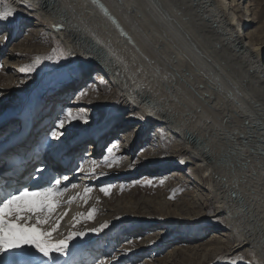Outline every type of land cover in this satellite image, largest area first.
Masks as SVG:
<instances>
[{
    "label": "bare ground",
    "instance_id": "6f19581e",
    "mask_svg": "<svg viewBox=\"0 0 264 264\" xmlns=\"http://www.w3.org/2000/svg\"><path fill=\"white\" fill-rule=\"evenodd\" d=\"M102 1L131 40L93 0H14L33 8L41 24L49 25L65 44L69 52L65 64H80L83 74L92 67L106 70L114 88L121 92L120 100L125 107H132L131 116L118 125L122 110L109 103L105 115L113 116L102 127L76 138L68 148L63 146L55 154H48V161H42L44 155L34 151L33 130L37 122L24 118L18 137L24 136V140L0 149V188L10 190L11 186L25 182L30 189L44 187L56 178L52 172L58 177L73 173L72 183L101 181L93 176L94 153L89 159L90 168L73 170L82 160L83 146L91 142L96 154L105 139L102 132L108 137L116 132V125L125 135L120 141L126 145L121 151L126 154L130 152L126 147L137 133L126 128L129 123H140L138 120L143 117L148 119V128L161 124L162 129L178 135L179 144L185 147L181 151L185 154L183 160H175L178 154L173 149L168 157L174 161H156L154 170H170L180 178L186 164L194 165L193 175L204 171V175L195 177L198 183H205L206 177L215 187L216 213L226 216V224L232 228L227 234L231 241L216 246L221 237L215 232L208 247L217 248V254L224 249L247 250L264 264V46L254 43L252 32L242 31L240 16L231 7L235 0ZM9 24H0V32H5ZM4 40L0 37V54ZM111 98L114 96L108 95L102 102ZM68 105L73 107L74 102ZM32 109L24 113L29 114ZM147 133L148 129L144 134ZM26 141L28 146L23 145ZM35 152L38 156L34 158ZM35 164L44 171L34 173ZM78 172L84 176L78 177ZM73 197L74 194H64L62 201ZM67 212L66 206L61 207L59 213L51 215L48 224L42 225L44 229L56 228L51 236L53 241L64 239L73 224L79 222L76 215L69 223L62 216ZM104 233L109 236L112 231ZM92 242L70 241L64 255L53 253L49 261L74 264L76 259L78 264H89L98 253L87 250ZM23 252L24 255H0V264H50L34 248L25 246Z\"/></svg>",
    "mask_w": 264,
    "mask_h": 264
},
{
    "label": "rangeland",
    "instance_id": "374dc122",
    "mask_svg": "<svg viewBox=\"0 0 264 264\" xmlns=\"http://www.w3.org/2000/svg\"><path fill=\"white\" fill-rule=\"evenodd\" d=\"M10 4H15L12 7L16 9L15 18L5 26V32H0V37L5 39L4 50L0 54V149L18 130L23 118L37 122L39 128L34 127L33 130L35 137L43 131L34 140V151L41 154L35 147L39 145L41 152L53 154L63 146L68 148V144L74 143L81 135L95 133L102 127L108 117L113 116L105 115L109 103L122 110L118 125L131 116L132 107H125L120 100L121 92L114 88L106 70L92 67L84 74L82 71L69 72V69L79 70L82 66L65 64L69 60L68 48L53 34L51 27L41 24L33 8L24 2L17 4L14 0H0V9ZM231 7L240 16L238 20L244 34L252 32L254 43L264 46V0H235ZM46 56H52V60H45L30 74L20 71L22 67L33 65L36 57L43 59ZM60 56L67 58L56 63ZM108 95L114 96L112 102H102ZM57 97L58 109L46 107ZM71 102H74L73 107L68 105ZM29 109H32L31 113L25 114ZM69 109L81 119L71 123L66 121L64 129H57L58 120L64 118L65 110ZM138 122L129 123L126 128L137 132L126 147L130 149L126 154L121 152L126 145L120 141L125 135L118 130L119 126L115 125L116 132L108 137L102 132L105 139L100 142L93 160V176L101 181L87 180L83 183L77 180L72 183L73 173L67 172L68 179L61 182L62 189L67 190L59 197L61 203L53 213H59L60 208L66 206L68 212L62 216L69 223L77 215L79 222L73 224L70 232H84L85 235L72 241H93L88 243L87 250L98 252L89 264H232V261L261 264L258 256L247 250L230 252L224 249L217 254V248L208 247L207 242L215 238V232L221 237L218 240L221 243H215L216 246H224L231 241L227 234L232 228L226 224V216L216 213L215 187L206 177L205 183H198L196 178L204 175V171L193 175L191 168L194 165L186 164L180 178L169 173L170 170H154L152 167L156 161H174L173 157H168L173 149L178 154L174 159L183 160L182 148L185 147L179 144L181 138L178 135L162 129L161 124H151L148 128V119L143 117ZM146 129L148 133L144 134ZM53 131H63L64 135L54 139L51 136ZM22 140L24 136L15 142L21 143ZM23 145L28 146L27 141ZM37 156L35 152L34 158ZM89 165L91 161L83 164L80 160L73 170L81 172L85 167L90 168ZM79 172L78 177H83V172ZM102 187H107V192L101 191ZM70 193L74 194L73 199L63 202V195ZM91 210L95 211L90 219L88 213ZM103 219V224L107 222L108 226L100 229ZM93 229L100 230L91 231ZM105 230H111V235L106 236ZM99 242H102L101 249L97 246ZM104 246H109L111 252H102Z\"/></svg>",
    "mask_w": 264,
    "mask_h": 264
},
{
    "label": "snow or ice",
    "instance_id": "6c2138e0",
    "mask_svg": "<svg viewBox=\"0 0 264 264\" xmlns=\"http://www.w3.org/2000/svg\"><path fill=\"white\" fill-rule=\"evenodd\" d=\"M15 15V8L0 9V24L12 23ZM66 58L60 56L56 59V63ZM45 60H52V56H46L43 59L36 57L33 65L22 67L20 71L30 74ZM75 71H83V69H69V72ZM63 115L64 118L57 122V129H64L66 121L71 123L73 120L81 119V117L73 115L70 109L65 110ZM62 135H64L63 131H53L51 133L54 139H59ZM38 171L42 172L44 169L41 168ZM62 179L67 180L68 177H56L47 186L36 189H30L27 186L12 190L0 188V255L7 253H12L14 256L24 255L23 248L29 246L51 260L53 253L64 255L70 241L85 235L84 232L72 231L64 239L53 241L51 236L56 228H42V225L48 224L51 215L61 203L59 197L62 192L67 190L66 188H60ZM107 190V187L101 188V191L107 192ZM85 191L87 192L88 189H85ZM94 211H89L88 218H92ZM55 224L56 226L59 225V219L55 221ZM107 226L108 224L105 222L100 226V229ZM100 229L91 231H99ZM232 264H237V262L232 261Z\"/></svg>",
    "mask_w": 264,
    "mask_h": 264
},
{
    "label": "water",
    "instance_id": "95a60500",
    "mask_svg": "<svg viewBox=\"0 0 264 264\" xmlns=\"http://www.w3.org/2000/svg\"><path fill=\"white\" fill-rule=\"evenodd\" d=\"M103 11H104V13L111 19V20H113L114 22H116L117 23V25L124 31V34H125V36H127L128 37V39L129 40H131V37L129 36V34L124 30V28H123V26L117 21V19H116V17H115V15L113 14V12H112V10L109 8V7H107V5H105L104 3H103V1L102 0H93ZM58 28H59V26L58 25H55L54 26V29L55 30H58ZM11 111V110H10Z\"/></svg>",
    "mask_w": 264,
    "mask_h": 264
}]
</instances>
